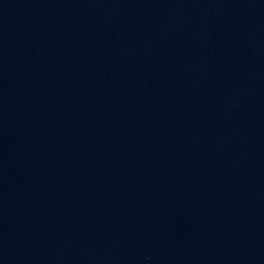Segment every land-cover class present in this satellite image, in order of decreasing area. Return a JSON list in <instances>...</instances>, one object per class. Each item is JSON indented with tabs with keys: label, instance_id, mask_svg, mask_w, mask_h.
Returning a JSON list of instances; mask_svg holds the SVG:
<instances>
[{
	"label": "water",
	"instance_id": "obj_1",
	"mask_svg": "<svg viewBox=\"0 0 264 264\" xmlns=\"http://www.w3.org/2000/svg\"><path fill=\"white\" fill-rule=\"evenodd\" d=\"M0 264H264V0H0Z\"/></svg>",
	"mask_w": 264,
	"mask_h": 264
}]
</instances>
